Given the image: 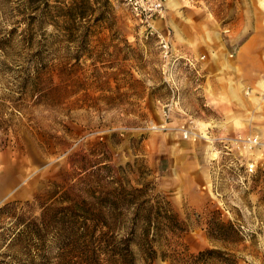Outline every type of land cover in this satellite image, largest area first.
<instances>
[{"label":"rangeland","instance_id":"1","mask_svg":"<svg viewBox=\"0 0 264 264\" xmlns=\"http://www.w3.org/2000/svg\"><path fill=\"white\" fill-rule=\"evenodd\" d=\"M57 1L0 0V264H88L67 208L115 179L148 183L183 222L150 264L204 248L264 264V154L232 142L264 138V0H164L151 35L121 0H87L67 30ZM235 30L254 35L237 54ZM211 220L233 233L208 238Z\"/></svg>","mask_w":264,"mask_h":264},{"label":"trees","instance_id":"2","mask_svg":"<svg viewBox=\"0 0 264 264\" xmlns=\"http://www.w3.org/2000/svg\"><path fill=\"white\" fill-rule=\"evenodd\" d=\"M26 2L34 5L39 0ZM86 3L87 0H58L52 9L55 13L60 12L61 26L71 30L77 20L83 17ZM56 16L54 14L51 18L54 25L57 23L54 19ZM113 183L115 186L112 189L95 196L94 201L87 206L77 204L67 208V216H70L68 234L79 239L74 246L88 264H101V254L106 255V264H150L157 254L155 247H159L156 236H160L163 231L171 234L184 231L183 222L162 195L149 193L148 183H140V187H132L127 180L121 179H115ZM7 205L0 206V213L6 210ZM123 212L130 216L119 224V228L125 231L124 235L116 237L114 223ZM209 223L206 231L208 238L225 240L228 231L233 233L229 223L218 220ZM27 224L35 223L30 221ZM22 231L23 228H18L17 233L21 234ZM170 260L172 264H236L232 253L217 248H204L196 253L183 249Z\"/></svg>","mask_w":264,"mask_h":264},{"label":"built area","instance_id":"3","mask_svg":"<svg viewBox=\"0 0 264 264\" xmlns=\"http://www.w3.org/2000/svg\"><path fill=\"white\" fill-rule=\"evenodd\" d=\"M125 4L130 12L139 22L144 23L146 27V35H151L150 22L153 18L160 16L162 12V6L164 0H121ZM158 45L162 56L168 58L173 56L172 49L169 44L158 38ZM181 57V56H178ZM173 96V95H172ZM232 142L235 144H241L247 148H253L255 150H261L264 154V138H259L256 135H241L237 134L232 137ZM248 171H251L252 164H246Z\"/></svg>","mask_w":264,"mask_h":264},{"label":"crops","instance_id":"4","mask_svg":"<svg viewBox=\"0 0 264 264\" xmlns=\"http://www.w3.org/2000/svg\"><path fill=\"white\" fill-rule=\"evenodd\" d=\"M153 26H155L154 31H156L157 33H160L161 31L160 28L162 27L160 20H156ZM228 35H229V38H228L229 43L234 45L233 50L235 48V52H234L235 54H237L238 51L241 49L242 50L248 49L254 41V35H250L247 32L243 34V32L239 30L231 31ZM177 36L178 37L176 38L180 40L176 41V43L178 42L179 45L184 46L182 36L181 35H177ZM189 165H192V163H190Z\"/></svg>","mask_w":264,"mask_h":264}]
</instances>
